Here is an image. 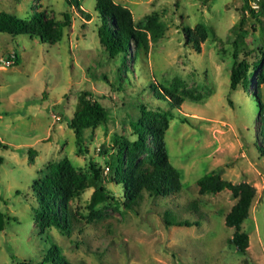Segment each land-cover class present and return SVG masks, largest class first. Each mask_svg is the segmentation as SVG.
<instances>
[{"label":"rangeland","instance_id":"rangeland-1","mask_svg":"<svg viewBox=\"0 0 264 264\" xmlns=\"http://www.w3.org/2000/svg\"><path fill=\"white\" fill-rule=\"evenodd\" d=\"M111 1L131 12L144 37L139 54V43L131 44L128 72L99 40L97 0H0V12L26 20L42 13L60 35L44 43L0 32V210L8 216L0 264H17L14 256L41 263L53 245L69 264H264V7L258 0ZM247 3L261 10V21ZM243 16L244 26H236ZM239 37L240 60L258 67L251 68L252 81L232 89ZM15 53L18 65L7 60ZM82 90L95 94L110 119L86 130L79 147L69 121ZM161 90L178 96L180 106L172 108ZM145 113L163 128L183 188L168 197L144 192L127 207L125 187L108 166L120 144L138 138L132 122ZM64 159L74 167L72 224L60 229L36 218L35 186ZM91 163L102 169L113 197L95 209ZM214 170L256 188L242 226L250 236L244 254L228 243L232 192L199 193L198 180ZM170 215L199 225L169 226Z\"/></svg>","mask_w":264,"mask_h":264},{"label":"trees","instance_id":"trees-1","mask_svg":"<svg viewBox=\"0 0 264 264\" xmlns=\"http://www.w3.org/2000/svg\"><path fill=\"white\" fill-rule=\"evenodd\" d=\"M260 7H264V0H258ZM250 16L261 21V10H256L248 3L246 5ZM96 11L99 14L100 23L98 26V37L111 58H122V67L129 71L127 58L132 52L131 44L139 43L142 33L137 30L130 11L116 6L111 0H97ZM263 11V10H262ZM68 17V16H67ZM246 17L243 16L236 26H244ZM0 32L12 36L29 35L31 38H38L44 43H54L59 40V33L52 28V24L42 13L36 14L31 20H26L7 12H0ZM139 35V36H138ZM234 42V68L231 75V88L236 89L242 83L248 84L253 80L251 68L258 67L257 64H250L246 60H240L242 52V38ZM141 43L136 51H141ZM7 60L15 65L20 64L18 53L9 55ZM154 87V84H151ZM159 96L172 107L180 106V98L169 91H159ZM168 116L174 117L172 110L165 111ZM144 116L139 121L132 122V127L138 138L132 142L120 144L116 157L109 161L108 168L114 170V180L124 185L126 190V206L132 207L143 196L144 192L154 196H173L183 188L181 172L170 162L169 153L164 142L163 128H157ZM110 119L108 109L100 102L91 90H82L69 121V127L73 130L76 143L82 146L85 140V131L100 125H105ZM264 137V127H263ZM7 148V145H2ZM4 158L0 156V166ZM94 172L92 183L96 186L90 208L97 206L113 198L109 189L104 185V174L102 169L91 163ZM44 179L36 183V191L40 197V207L37 210L36 218L45 220L52 226L60 229L69 228L72 221L68 219L67 201L69 193V181L74 174V167L68 159L53 165ZM199 193L201 195L218 193L225 189L232 192L236 202L225 216V224L234 228V233L228 239V243L234 246L239 252L245 253L250 245V236L243 231V224L250 217V210L256 197V188L248 182L232 183L222 178L218 170L211 171L198 180ZM195 204V203H194ZM193 204V206H194ZM8 216L0 210V231L7 225ZM166 222L169 226H193L198 222L189 220H178L170 215ZM17 264H69L63 257L60 247L51 246L41 263L32 260H20L17 256Z\"/></svg>","mask_w":264,"mask_h":264},{"label":"built area","instance_id":"built-area-1","mask_svg":"<svg viewBox=\"0 0 264 264\" xmlns=\"http://www.w3.org/2000/svg\"><path fill=\"white\" fill-rule=\"evenodd\" d=\"M8 62L13 63L12 61H9V60H8Z\"/></svg>","mask_w":264,"mask_h":264}]
</instances>
